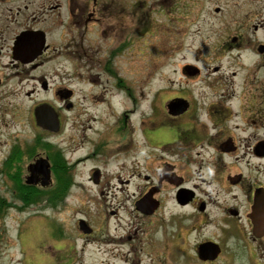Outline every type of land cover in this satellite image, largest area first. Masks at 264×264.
<instances>
[{
    "label": "flooded vegetation",
    "instance_id": "1",
    "mask_svg": "<svg viewBox=\"0 0 264 264\" xmlns=\"http://www.w3.org/2000/svg\"><path fill=\"white\" fill-rule=\"evenodd\" d=\"M134 4L0 0V178L6 192L1 204L27 208L44 201L59 209L68 204L70 191L83 188L74 170L81 161L65 157L62 146L71 139L64 133L68 125L79 128L88 108H80L76 93L117 110L111 89L122 91V79L114 59L133 48ZM231 43L259 58L241 64L236 89L235 73L227 80L219 67L202 73L196 61H173L175 73L162 78L155 94L158 105L141 117L143 140L134 154H143L141 170L132 162L123 173L109 172L107 181L98 167L87 173L85 182L100 196L112 189L128 194L134 217L116 239L126 247L127 264H145L138 256L152 264H264V42L251 44L240 34ZM47 109L57 116L56 132L37 124L35 111ZM28 131L30 137L23 134ZM107 219L90 224L77 218V239L102 237ZM68 230L61 248H68Z\"/></svg>",
    "mask_w": 264,
    "mask_h": 264
},
{
    "label": "rangeland",
    "instance_id": "2",
    "mask_svg": "<svg viewBox=\"0 0 264 264\" xmlns=\"http://www.w3.org/2000/svg\"><path fill=\"white\" fill-rule=\"evenodd\" d=\"M134 2L137 12L131 23L133 48L131 52H126L128 49L122 51L121 56L114 59L117 74L122 79L117 87L122 91L111 89L112 94H117V110L108 106L106 111L104 106L96 105L97 101L90 103L89 94L83 99L76 93L74 98L82 101L80 108H88L82 112L86 114L81 117L79 128L73 130L68 125L70 130L64 133L71 139L68 146H62L65 157L70 163L81 161L74 170L84 183L83 188L69 192L68 208L63 204L59 209H51L41 201L25 209L2 211L0 264H127L130 257L126 247L116 239L128 229L130 219L134 217L126 200L128 194L112 189L107 196H100L98 188L85 182L88 171L98 167L104 171L107 181L109 172L127 170L132 162L136 170H141L143 154L134 156L143 140L141 117L147 118L158 105L155 94L162 85V78L168 79L175 73L177 62L173 61H196L195 65L202 73L219 67L218 73L227 80L235 73L233 86L236 89L241 64L259 60L257 56L249 55L250 51L235 48L231 39L241 34L251 44L264 42V0H174L168 5L163 0ZM255 26L257 30H254ZM227 44L231 48L227 49ZM163 61L171 64L163 66ZM167 84L168 81L163 83ZM107 103L103 99V105L107 106ZM132 108L134 111L130 113ZM122 126L124 130L121 131ZM23 134L31 136L29 131ZM131 136L133 146H128ZM60 138H54L53 142L58 144ZM109 140L111 147L104 145ZM124 163L129 166L126 168ZM4 195L0 178V197L3 199ZM110 209L116 211L114 216L106 214ZM79 217L90 224L107 217L108 228L102 230V237L116 242L101 244L103 242L98 241L102 237L89 242L77 239L74 224ZM65 228L69 229L68 248H61ZM138 258L142 263L152 264L153 259Z\"/></svg>",
    "mask_w": 264,
    "mask_h": 264
},
{
    "label": "water",
    "instance_id": "3",
    "mask_svg": "<svg viewBox=\"0 0 264 264\" xmlns=\"http://www.w3.org/2000/svg\"><path fill=\"white\" fill-rule=\"evenodd\" d=\"M39 110L35 111V116L37 118V124L42 126L44 129H48L51 131H56L58 126L57 116L50 110H44L41 114H38ZM44 115V117H43ZM95 176V175H94ZM264 214V210H262V216ZM258 215V211L254 210L253 217ZM259 216V215H258ZM257 216V217H258ZM82 225V223H81ZM261 224H256V226H260ZM264 227V226H262Z\"/></svg>",
    "mask_w": 264,
    "mask_h": 264
},
{
    "label": "trees",
    "instance_id": "4",
    "mask_svg": "<svg viewBox=\"0 0 264 264\" xmlns=\"http://www.w3.org/2000/svg\"><path fill=\"white\" fill-rule=\"evenodd\" d=\"M2 211H5V207H1L0 206V214H1Z\"/></svg>",
    "mask_w": 264,
    "mask_h": 264
}]
</instances>
